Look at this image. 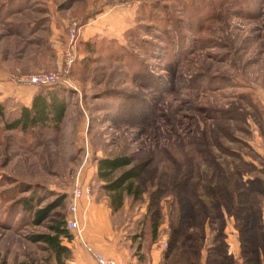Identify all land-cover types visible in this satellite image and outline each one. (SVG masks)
<instances>
[{"label":"rangeland","instance_id":"1","mask_svg":"<svg viewBox=\"0 0 264 264\" xmlns=\"http://www.w3.org/2000/svg\"><path fill=\"white\" fill-rule=\"evenodd\" d=\"M73 25L61 131L5 130L24 106L6 87L59 68ZM0 103V264H44L28 237L82 179L100 201L95 159L117 155L142 171L115 217L135 257L153 214L159 264L264 262V0H0ZM29 195L65 199L34 225Z\"/></svg>","mask_w":264,"mask_h":264},{"label":"trees","instance_id":"2","mask_svg":"<svg viewBox=\"0 0 264 264\" xmlns=\"http://www.w3.org/2000/svg\"><path fill=\"white\" fill-rule=\"evenodd\" d=\"M67 109L65 87L53 85L39 88L31 105L29 107L21 106L16 116L5 123V130L21 133L36 129L60 132ZM4 113V106L0 103V118L3 119ZM141 172V168L134 165L133 159L129 155L105 156L95 159L94 179L98 184V191L103 197L101 200L106 201L111 211L113 221L124 210L127 200L134 203L142 196L139 183ZM64 199V196H59L45 207L37 208L36 204L42 200L29 195L26 199H21L18 204L25 215L31 216L32 224L40 225L48 219L55 208L63 203ZM145 234H148V245L142 250V254L148 253L159 236V225L153 214L149 216L148 231ZM74 237L75 235L66 228V218L62 217L50 223L47 226V232L30 235L28 240L31 243L39 244L42 250L47 253L48 257L44 264H67L72 258V251L63 242H71ZM140 246L139 244L138 248ZM249 264H258L257 259L250 258Z\"/></svg>","mask_w":264,"mask_h":264},{"label":"crops","instance_id":"3","mask_svg":"<svg viewBox=\"0 0 264 264\" xmlns=\"http://www.w3.org/2000/svg\"><path fill=\"white\" fill-rule=\"evenodd\" d=\"M103 28H99L102 31ZM95 31V30H94ZM98 31V30H97ZM85 34L86 36L91 35ZM8 94L21 98L23 105L29 107L31 101L38 91L31 86H19L12 83L8 84ZM95 173V168L93 169ZM87 180L81 182L87 186ZM78 218L82 227L81 236L75 235L71 242L64 241L63 244L71 249L72 258L67 264H95L93 255L88 251V247L94 252L100 253L105 257L112 258L124 264H159L160 250L154 249L153 244L144 260L133 255L132 239L127 238L123 227L116 225L111 216V211L105 200L97 201L92 195L90 199L83 197L78 206ZM228 254H232L236 264H245L240 256V248L234 247ZM263 255L258 257L257 263L264 264Z\"/></svg>","mask_w":264,"mask_h":264},{"label":"built area","instance_id":"4","mask_svg":"<svg viewBox=\"0 0 264 264\" xmlns=\"http://www.w3.org/2000/svg\"><path fill=\"white\" fill-rule=\"evenodd\" d=\"M77 27L71 26L68 32V41L64 50L63 59L59 68L51 71H37L29 74H23L18 77L17 85L31 87H48L60 85L65 88H71L72 84L69 79V74L74 63L75 42H76ZM68 216L66 217V228L71 233L81 236L82 227L78 218V206L83 197L90 199L91 194L89 188L82 184L76 183L69 195ZM88 251L93 255L95 264H124L112 258L94 252L88 247Z\"/></svg>","mask_w":264,"mask_h":264}]
</instances>
